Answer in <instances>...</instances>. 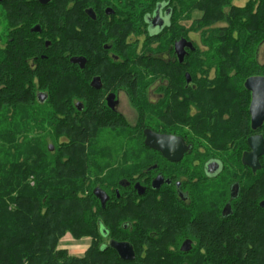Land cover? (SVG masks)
<instances>
[{
  "label": "trees",
  "instance_id": "16d2710c",
  "mask_svg": "<svg viewBox=\"0 0 264 264\" xmlns=\"http://www.w3.org/2000/svg\"><path fill=\"white\" fill-rule=\"evenodd\" d=\"M69 1L50 0L42 5L38 0H4L5 44L0 47V264H106V258L107 264H264V207L259 204L264 200V155L262 168L253 173L241 161L243 151L237 152L235 162L243 177L234 174L230 179L244 191L239 189L231 199L233 207L224 216L220 210L231 198L227 183L213 187L208 179L194 182L191 178L192 187L197 189L192 192L191 204L185 207L190 214L183 219L188 223L172 222L174 215L166 212L163 218L171 222L169 231L163 234L157 223L163 219L156 212L170 207H157L161 201L158 190L149 187L142 196L136 192L135 179L131 178L136 165L124 164L126 153L118 149L146 146L143 127H151V105L144 102L138 107L137 130L113 114L107 124L94 113L77 126L73 119V65L68 60L71 55L89 51L97 44L103 50L107 41L110 49L103 51L116 53L120 59H111L112 74L128 75L127 82H131V66L141 67L146 81L145 76L151 75L152 59L137 53L136 46L123 37L130 25L117 20L112 21L109 40H78L68 27L65 36L54 38L46 47L29 27L55 19L71 21L73 8L60 6ZM178 1L184 9V0ZM27 2L34 5L27 9ZM191 9L192 31L204 39L212 52L207 59L218 67L225 83L223 98L215 104L228 113L222 116L216 111L215 125L207 119L192 123L195 130L212 132L205 134V140L223 147L225 160L228 153H234V149H227L233 147L237 131L242 141L248 131L254 132L247 108L250 94L243 83L253 75L264 76V62L257 58L264 41V0L256 8L251 3L237 6L233 0H192ZM20 24L28 29L16 35L13 48L9 29ZM198 51L192 52L193 61L202 60ZM43 53L47 59H41ZM248 53L254 59L247 57ZM34 55L41 63L37 71L26 60ZM192 71L195 76L197 70ZM36 80L40 87H35ZM40 93L45 94V101ZM106 125L107 131L115 132L119 147L98 140ZM244 142L248 148L246 138ZM247 178L253 181L249 184ZM125 182L130 185L125 187ZM96 188L109 196L105 206L95 195ZM164 197L171 201L170 195ZM106 229L107 240L128 241L134 246L135 260H122L109 245L104 249L102 236ZM66 234L76 240L91 239L85 255H72L60 248ZM184 235L205 245L185 252L166 244L179 243ZM239 243L246 245L237 246Z\"/></svg>",
  "mask_w": 264,
  "mask_h": 264
},
{
  "label": "flooded vegetation",
  "instance_id": "af4514ba",
  "mask_svg": "<svg viewBox=\"0 0 264 264\" xmlns=\"http://www.w3.org/2000/svg\"><path fill=\"white\" fill-rule=\"evenodd\" d=\"M152 1L153 0H72L60 4V6L73 8L72 13L74 18L71 21L61 22L60 19H55L54 22L46 23L45 25L42 23H35L33 26L29 27V30L36 33L38 40H43L45 46L48 47L54 38L59 40L65 36L68 27L71 28L70 30L75 39L88 38L100 41L103 40V38L109 40L112 21H122L130 25L128 29H125L123 37L136 46L137 53L145 54L152 59V66L150 67L151 75L148 77L145 76V81L144 75L141 72L143 69L135 66L129 68V71H132L129 75L131 82H127L128 75L124 76L120 73L116 76L113 75L110 61L111 59L116 61L120 59L116 53L103 51L110 49V44H108L107 41L103 43V50H101L97 44L96 47L89 51H79L71 55L68 60L73 65L72 75L75 83L73 119L79 127L85 123V120L87 121L92 118L91 116L95 113L99 116L101 115L104 122L107 124V121L109 122L111 120L110 115L113 114L119 118H123L130 129L137 130L140 128L138 107L144 104V102L149 103L152 109V123L151 127H143L144 142L145 130L151 129L158 135L181 138L184 148L188 147L187 151L183 152L178 161H174L164 155L159 147H149L146 145L142 147H122L118 149L121 153L134 154L131 156L125 154L122 160L123 163L125 162L128 165H136V172L131 174V178L135 179L133 188L136 192L138 193L136 184H140L145 188V192L142 194L144 195L146 191L149 190V187L154 189L153 181L157 177H162L164 179L162 186L158 189H154L159 191L158 198H161V200L163 199L167 204L170 202L168 206L171 210L168 211V215L172 217L174 215L172 222L182 221L183 223H188V220L183 219V217L189 216L190 212L181 208L186 207L187 209L191 204L192 192L197 189L196 187H192L191 178H194V182L201 179H208L207 181L212 182L217 179L220 180L227 167V161L222 158L221 154L224 148L213 145L212 141L205 140V134H212V132L203 128L195 130L194 128L196 127L192 123V121H194L195 124L196 119L197 121L199 119L200 121L207 119L209 121L211 120L212 125H215L216 111L222 114V116L228 114L224 112L219 105L215 104L217 100L223 98V87H225V83L221 81L218 67L207 59L212 52L205 44L204 39L199 33L197 34L192 31V0H184V9L181 8V2H177V0H157L153 7L150 6ZM49 2L47 4L40 3L42 5H48ZM247 3H251L252 6L256 8L260 5V0H233V4L237 6H245ZM33 5L34 3L27 2L25 7L29 9ZM0 6H4V0L0 1ZM119 6L121 9L118 11ZM21 26V24L15 25L9 29V34H11L9 39L13 48L16 44V35L20 33L21 30L26 31L28 29H24ZM196 35L199 37L197 38ZM25 38H28V36ZM182 39L193 43L194 46V50L188 46L185 47L186 54L183 62L179 60L176 51V43ZM263 45L264 41L261 43V46ZM0 47L3 48L4 45L2 46V44H0ZM197 48H199L197 53L203 58L199 61H193L192 52H195ZM89 56H91V60ZM40 57L44 60L47 59L48 56L43 53L40 54ZM72 57H85L87 59L85 67L82 68L79 63H72ZM259 57L260 54L258 51L257 58L259 59ZM26 60L36 71L41 67L37 55L26 58ZM90 61L91 66L89 67ZM197 62L201 63V66H196ZM177 64H180L179 67H177ZM150 68H148L147 71H149ZM192 70H197L195 76ZM187 74L190 76V81H188ZM116 78L118 80H116ZM95 79L99 80L98 83L100 87L98 88L93 84ZM113 79L116 81H113ZM40 86L41 83L36 80L35 87ZM249 94L250 99L247 108L249 124L252 129L250 113L252 92L249 91ZM213 96H215V99H213ZM39 97L42 101L46 100V96L43 93H40ZM124 99L129 100L132 110L126 108L123 110ZM111 104H114L115 107L113 108ZM125 111H131L130 114L133 112L137 114L133 125L129 123ZM83 128L86 129V126ZM253 131L254 132L251 133L249 131L247 132L246 142L248 149H244L243 153L250 151L248 144L249 137L255 134H262L264 136V124L259 130ZM238 138L239 132L237 131V135H234V140L232 142L233 147L227 149L228 151L230 149H238L240 142ZM179 150H181V146L169 148V151H173L174 153H177ZM233 165L236 167L238 163H233ZM246 167L251 169L249 166ZM167 180H169L170 183H168ZM236 184L237 183H231V179L227 181L229 196H232V193L238 190V185ZM129 185L130 182L124 183L125 187ZM241 191H244V187H241L240 192ZM165 194L170 195L171 201L166 200L164 197ZM231 198L228 200L230 203ZM228 201L225 202L220 210L219 214H221V216L229 214L230 212V208H227L229 204ZM263 202L264 200L260 201L259 204L262 206ZM240 204H242V202ZM233 205L234 202L231 203V207H233ZM156 213L165 215L166 212L161 211ZM157 223L162 230L164 224L167 222L159 220ZM215 228L220 230L218 227H205L203 229L213 230ZM251 229L255 230V227ZM167 230L169 231V227H167ZM177 232L181 233L182 229ZM102 237V244L104 249L107 250V246H110V242L113 239L107 240V229ZM179 237L182 238L181 236ZM180 240L179 243H170V247L181 249L185 241H190L192 248L193 246L205 245V243L201 244L192 237L186 235ZM236 245L245 246L246 244L239 243ZM248 245H250V243H248ZM105 262L107 264V258Z\"/></svg>",
  "mask_w": 264,
  "mask_h": 264
},
{
  "label": "water",
  "instance_id": "95a60500",
  "mask_svg": "<svg viewBox=\"0 0 264 264\" xmlns=\"http://www.w3.org/2000/svg\"><path fill=\"white\" fill-rule=\"evenodd\" d=\"M1 1V0H0ZM42 4H47L50 0H39ZM188 46L194 50L193 43L187 42L185 39H182L176 43V51L179 56V60L183 62L186 51L185 47ZM72 63H79L82 68L85 67L87 59L85 57H72ZM188 81H190V76L187 74ZM99 80L95 79L93 84L95 87H100ZM97 83V84H96ZM244 86L247 90L252 92V101L250 104V113H251V127L253 130H259L264 124V76H251L246 79ZM114 108L115 105L111 104ZM145 145L149 147H159L162 150L163 154L166 155L170 160L178 161L183 152L187 151L188 147L183 146L181 138L168 136V135H158L154 133L151 129L145 130ZM248 144L250 151H246L242 155V163L246 166H249L254 173L262 168L261 157L264 155V136L262 134H255L248 138ZM181 146V150L174 153L169 151V148ZM176 154V155H175ZM164 179L162 177H157L153 181V188L158 189L162 186ZM170 183L169 180H167ZM238 185V184H236ZM136 188L139 194L145 192V188L140 184H136ZM234 189V188H233ZM238 190L232 193V198L237 196ZM95 195L100 199L102 206H105L109 196L107 193L100 189L96 188L94 190ZM264 207V202L262 203ZM231 210V204L229 203L227 208ZM110 246L119 254L120 258L125 261H133L136 258V252L134 246L128 241H117L112 240ZM192 244L190 241H185L182 245V250L185 252L190 251Z\"/></svg>",
  "mask_w": 264,
  "mask_h": 264
},
{
  "label": "rangeland",
  "instance_id": "374dc122",
  "mask_svg": "<svg viewBox=\"0 0 264 264\" xmlns=\"http://www.w3.org/2000/svg\"><path fill=\"white\" fill-rule=\"evenodd\" d=\"M2 8L0 6V44H2V46L5 44V40L3 38L4 34L3 32H5V28H4V24L2 23ZM198 34V33H197ZM197 36V35H196ZM199 36H197L198 38ZM259 51V54H260V57H259V61L261 63L264 62V45L263 46H260L259 47V50H257V52ZM245 53V52H244ZM246 55V53H245ZM247 57H250L251 59H254V56H251L249 53L247 54ZM51 64V63H50ZM124 105H123V110L124 108L128 109V110H132L131 109V105L129 104V100L127 99H124ZM128 119H129V123L131 125L134 124L135 122V119H136V113H131V111H125ZM127 130V129H126ZM248 134H245L243 136V141L240 139V137L238 138L239 139V147L238 149L235 151L234 149V153H228L227 157H226V161H227V170H225L226 172L224 173V175H222V178L219 180H214L213 182L210 181L212 183V186L213 187H221L222 184H226L228 180H230V178H232L231 176H235L234 174H236L237 176H239L241 174L242 171H239V167L238 166H234L233 163H236L235 161L238 162L237 158H238V155H237V152L239 153L240 149L241 151H243L244 149H248L246 148V145H245V142H244V139L246 138ZM98 140L100 142H110L111 144H116L117 146L119 145L118 144V139L116 138V134L115 132L113 131H107L106 128H104L103 130H101L99 132V137H98ZM116 145L114 147H116ZM119 147V146H118ZM119 148H122V147H119ZM103 160V159H101ZM107 162V161H106ZM241 177H243V174L240 175ZM253 181V178H247L245 179V182L247 183H251ZM215 185V186H214ZM161 200V198H159ZM163 204H162V203ZM170 202H168V204L166 203V201L164 202L163 199L160 201V203H157V207H163V208H166V207H169L168 205ZM181 209H185V208H181ZM168 210L170 211L171 208H168ZM168 210H166L165 212H168ZM163 211V210H162ZM157 212H161V210L157 211ZM157 214V213H156ZM159 215L165 222H167L166 224H164V227L162 228V232H164L163 234H166L167 231V227H170V220H166L164 219L163 217H165V215L163 214H157ZM90 243H91V239L90 238H85V239H80V240H76L72 237L71 234H66L65 237L62 239L61 241V244H60V248H64V249H67L70 254L72 255H76V256H83L86 254V252L88 251V249L90 248ZM166 243V242H165ZM169 245V242L166 243ZM145 247H147L149 244L147 242L144 243ZM171 248V247H170Z\"/></svg>",
  "mask_w": 264,
  "mask_h": 264
}]
</instances>
